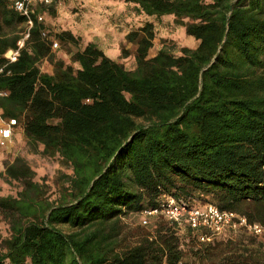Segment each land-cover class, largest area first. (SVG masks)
<instances>
[{"label":"trees","instance_id":"16d2710c","mask_svg":"<svg viewBox=\"0 0 264 264\" xmlns=\"http://www.w3.org/2000/svg\"><path fill=\"white\" fill-rule=\"evenodd\" d=\"M125 1L147 16L174 15L197 47L175 54L163 46L149 57L156 31L147 21L126 35L137 45L135 69L93 42L71 55L75 68L52 55L36 23L18 60L6 64L26 19L0 0L3 116L72 172L52 201L24 158L7 166L23 189L0 197L10 224L0 264H185L165 220L154 237L123 244L130 233L121 217L157 209L167 196L207 198L264 225V0ZM59 37L78 42L69 31ZM45 57L53 73L40 69ZM221 264H264V251L231 253Z\"/></svg>","mask_w":264,"mask_h":264},{"label":"rangeland","instance_id":"374dc122","mask_svg":"<svg viewBox=\"0 0 264 264\" xmlns=\"http://www.w3.org/2000/svg\"><path fill=\"white\" fill-rule=\"evenodd\" d=\"M45 27L50 31L49 41L52 55L61 59L65 64H79L71 60V55L78 49H83L88 43L93 42L105 50L112 59L124 64L127 69H135V53L137 45L128 42L126 35L143 26L147 21L155 25L156 36L149 57L156 55L163 46L169 47L173 53L180 54L182 47H197L199 41L188 35L184 26L175 22L174 15H165L160 18L139 13L135 4L125 0H57L52 7L47 8ZM69 31L78 39L77 43L64 42L59 34ZM58 41L57 48L52 47L51 39ZM43 72L53 73L54 65L50 58L45 57L39 61ZM20 125V129H21ZM36 148L30 144L28 138L22 134L13 140L8 148L0 147V197H17L22 191V184L10 180L6 175V168L12 164L16 157L24 158L35 172V181L40 183L47 196L52 201H58L63 191V175L72 172L63 164L58 155L50 156L43 153L44 146ZM207 198H196L195 203H209ZM123 225L130 233L124 246L133 245L141 234L151 237L156 235L155 226L160 221L152 220L149 227L141 224L140 213L130 212L121 217ZM10 224L0 211V242L9 237ZM180 248L185 253V264H221L228 254H245L253 257L258 250L264 251V237H258L245 229L237 233L216 240L208 251L198 240L187 235H180ZM205 256V257H202ZM253 262V259H251Z\"/></svg>","mask_w":264,"mask_h":264},{"label":"built area","instance_id":"2783aa9c","mask_svg":"<svg viewBox=\"0 0 264 264\" xmlns=\"http://www.w3.org/2000/svg\"><path fill=\"white\" fill-rule=\"evenodd\" d=\"M56 3L57 0H11V6L21 13L26 21L17 48L9 49L3 54L6 64L18 60L21 50L26 48V41L30 38L31 30L35 24L45 25L46 14L44 9L52 7ZM49 34L50 31L44 26L42 35L49 39ZM51 45L57 48L59 43L52 38ZM27 49L32 52L30 48ZM5 66H0V75L4 73ZM8 94V90H0V97ZM19 125L16 118H5L0 108V146L5 148L10 146L15 128ZM140 215L141 224L144 227H149L152 220L157 222L165 220L171 224L178 236L190 233L193 238L203 244L214 243L216 240L232 233L235 234L241 229H245L255 236L264 237V225L250 224L246 217L238 213L222 211L211 203L201 205L178 200L173 196L164 198L159 208L142 211Z\"/></svg>","mask_w":264,"mask_h":264},{"label":"crops","instance_id":"0c3cea01","mask_svg":"<svg viewBox=\"0 0 264 264\" xmlns=\"http://www.w3.org/2000/svg\"><path fill=\"white\" fill-rule=\"evenodd\" d=\"M44 11H45V14H46L47 11H48V9L46 8V9H44ZM153 56H155V55H153ZM21 127H22V126H21ZM22 134H24V136H26L25 133H24V129H23V127L20 129V125H19L18 127L15 128V131H14V134H13V137H12L11 142H12L13 140L17 139L18 136H21V137H22ZM0 147H1V146H0Z\"/></svg>","mask_w":264,"mask_h":264}]
</instances>
